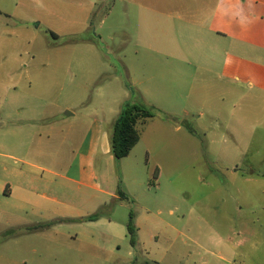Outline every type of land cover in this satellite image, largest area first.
Here are the masks:
<instances>
[{"label":"rangeland","instance_id":"374dc122","mask_svg":"<svg viewBox=\"0 0 264 264\" xmlns=\"http://www.w3.org/2000/svg\"><path fill=\"white\" fill-rule=\"evenodd\" d=\"M180 6L0 0V186L34 192L0 196V264H264V45L217 58L177 21L139 24L142 7ZM133 104L155 116L105 159ZM92 129L100 189L68 179L80 158L67 175Z\"/></svg>","mask_w":264,"mask_h":264},{"label":"crops","instance_id":"0c3cea01","mask_svg":"<svg viewBox=\"0 0 264 264\" xmlns=\"http://www.w3.org/2000/svg\"><path fill=\"white\" fill-rule=\"evenodd\" d=\"M140 1V0H135ZM171 3L175 0H165ZM179 1V0H177ZM182 6L175 7L174 9H166L156 11L147 7H142L139 13V24L145 26L148 24L159 25L160 31H167L165 26L172 24L174 21L180 23L181 28L184 29L188 34V38L193 41L195 48L208 46L211 54L215 57L228 58L229 52L221 50L229 40L233 42L235 46L239 47L241 54L246 56L247 50L257 49L264 45V27L256 23V20L262 19L264 21V14L253 10V6L257 8H264V0H180ZM249 2L252 6V10L247 11L245 5ZM258 11H263L259 9ZM84 25H87L85 20ZM150 29V27L148 28ZM240 60L246 64L245 58ZM251 85L254 83L250 82ZM117 119V118H116ZM116 120L112 123V126ZM108 125V123H105ZM104 124V125H105ZM95 126V124H94ZM109 126V125H108ZM1 135L2 132L0 131ZM17 135V133H16ZM6 137V135H4ZM93 129L89 131L88 136L83 141L82 145L78 150V153L71 165L67 169V175L70 174L77 160L80 158L77 164L78 177L70 178V181L76 182L80 185L83 184L85 177L84 171H87L86 177L89 182L97 181L93 187L100 189L101 182L100 177L95 170L96 156L93 154ZM103 143V139H102ZM100 149L101 155L107 158H113L111 152H103V144ZM104 182V180H103ZM109 184L107 191H103L102 194L105 196H116L117 189L111 183ZM84 185V184H83ZM90 184L85 183L84 186ZM16 193L18 196L29 200V197L34 195V192L18 187L16 190L10 185L0 186V196L4 198H11ZM106 200H103L100 204L105 205ZM36 207L39 212L41 209L46 210L47 205L36 202ZM6 212H9L6 210Z\"/></svg>","mask_w":264,"mask_h":264},{"label":"trees","instance_id":"16d2710c","mask_svg":"<svg viewBox=\"0 0 264 264\" xmlns=\"http://www.w3.org/2000/svg\"><path fill=\"white\" fill-rule=\"evenodd\" d=\"M155 116L153 109L146 105L133 104L128 105L119 115L116 122L112 126L110 134L111 155L115 161L127 158L133 149L140 142V133L138 124L149 120ZM120 199H126L127 196L118 190ZM101 217V213L93 214L87 217L89 221H96ZM128 231L132 236V242L135 244V229L133 226V217L131 215Z\"/></svg>","mask_w":264,"mask_h":264}]
</instances>
